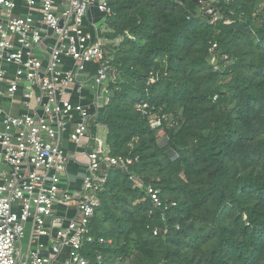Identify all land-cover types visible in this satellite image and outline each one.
<instances>
[{"label":"trees","instance_id":"trees-1","mask_svg":"<svg viewBox=\"0 0 264 264\" xmlns=\"http://www.w3.org/2000/svg\"><path fill=\"white\" fill-rule=\"evenodd\" d=\"M198 1L107 0L106 37L122 42L96 120L112 156L138 159L131 174L160 190L163 208L108 169L88 264H264V0L221 3L215 26L187 19ZM151 71L160 78L148 86Z\"/></svg>","mask_w":264,"mask_h":264},{"label":"built area","instance_id":"built-area-1","mask_svg":"<svg viewBox=\"0 0 264 264\" xmlns=\"http://www.w3.org/2000/svg\"><path fill=\"white\" fill-rule=\"evenodd\" d=\"M233 1L199 0L196 13L187 19L218 25L225 19L219 5ZM91 8L106 18L103 27L92 25L94 34L86 26ZM112 15L107 0H0V264H58L61 257L62 264H88L82 252L94 242L91 221L100 207L108 169L126 172L144 188L155 208H163L160 190L131 174L138 159L112 156L107 140L99 135L101 124L96 117L108 101V87L114 80L112 58L105 51V36L112 32L107 19ZM121 42L117 38L116 46ZM209 52L219 71L217 42L211 43ZM68 63L72 66L67 67ZM90 64L99 67L93 82L78 83ZM159 78V71H151L147 85ZM96 87L102 88L105 102L97 106L93 117L87 107L73 102L71 89L81 97L87 88ZM18 107L21 113L14 111ZM137 110L149 118L152 129L162 126L163 117L146 103L139 102ZM73 114L78 119L70 140L88 141V159L77 189L68 175L70 159L61 144ZM58 206L74 216L58 214ZM28 225L30 248L24 256L20 244ZM46 238L50 245L43 242ZM97 260L101 262L102 256Z\"/></svg>","mask_w":264,"mask_h":264},{"label":"crops","instance_id":"crops-1","mask_svg":"<svg viewBox=\"0 0 264 264\" xmlns=\"http://www.w3.org/2000/svg\"><path fill=\"white\" fill-rule=\"evenodd\" d=\"M91 11L92 10H90V13H91ZM89 14H88V16H89ZM105 24H106V18H105V16L103 14H102V17H100V18H96L95 19V18L92 17V19H90L89 17H87V19H86L87 29L89 31H91L92 34L95 33L92 25H95L98 28H101ZM106 39H107V43H110L108 45L116 46V40H110L107 37H106ZM66 66L67 67H71L72 63H68ZM98 68L99 67L96 64L88 65L87 72L84 75L80 76L77 79V82L78 83H89V84L92 83L94 78H95V76L97 75ZM74 89L75 88L71 89V91H73V93H74L73 94V102L74 103H81L83 106L87 107L90 110L91 115L94 117L96 115V113H97L96 112L97 111L96 110L97 106L98 105L102 106L104 104V102H105V100H104V98L102 96V88L96 87L95 90H91L90 88H87L83 92V95L81 97L78 94H75ZM14 111L18 112V113H21L22 112V108L18 107V109L16 108ZM77 119H78L77 114H73L72 117L70 119H68L67 130L61 136L62 147H63V149L65 150L67 156L70 159V164H69V167H68V175H69V177H71L73 185H74V187L76 189L79 186V180H80L79 174L84 171L83 164L86 163L87 159H88L86 154H85V152L88 151V149H87L88 141L86 139H84V140H82V142L80 144H75V143H73L70 140V137H69V134H70L72 128L74 127V125L76 124ZM98 131H99V135L103 139L107 140V134H108L107 128L105 126L100 125V128H99ZM56 210H57V213L60 214V215H65V216H68V217L74 216V212H72V211L66 212L65 209L62 206H58L56 208ZM43 242L45 244H48V245H50V243H51L50 240L47 239V238L43 239ZM20 246H21V249H22V251L24 253V256H25L27 254L29 248H30L29 241L26 244V252L24 250V244H23L22 241H21ZM48 249L49 248H47L44 251V254H48L47 253ZM63 256H65V254H63Z\"/></svg>","mask_w":264,"mask_h":264},{"label":"rangeland","instance_id":"rangeland-1","mask_svg":"<svg viewBox=\"0 0 264 264\" xmlns=\"http://www.w3.org/2000/svg\"><path fill=\"white\" fill-rule=\"evenodd\" d=\"M91 13L89 14V18L90 19H92V17L93 18H100V17H102V14H100V12L96 9V8H91ZM108 44H110V43H107V46H106V48H105V51H106V53H107V55H109V53H110V51H111V45H108ZM82 79V78H81ZM5 106V108H8V106L7 105H4ZM160 134H162V133H160ZM66 146V145H65ZM86 162V161H85ZM29 239H30V225H28V228L26 229V232H25V236H24V238L22 239V242H23V244H24V250H25V252H26V244L28 243V241H29ZM63 258L64 257H61V258H59V260H58V264H62V262H63Z\"/></svg>","mask_w":264,"mask_h":264}]
</instances>
